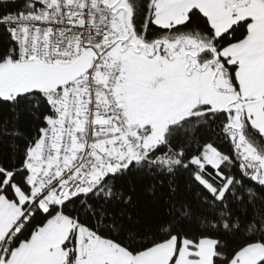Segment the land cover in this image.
Masks as SVG:
<instances>
[{
	"label": "snow or ice",
	"instance_id": "snow-or-ice-1",
	"mask_svg": "<svg viewBox=\"0 0 264 264\" xmlns=\"http://www.w3.org/2000/svg\"><path fill=\"white\" fill-rule=\"evenodd\" d=\"M0 264H264V0H0Z\"/></svg>",
	"mask_w": 264,
	"mask_h": 264
}]
</instances>
